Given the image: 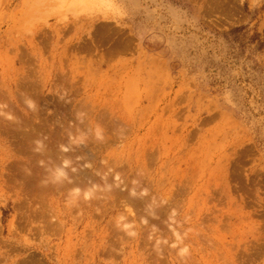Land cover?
<instances>
[{
    "label": "rangeland",
    "instance_id": "374dc122",
    "mask_svg": "<svg viewBox=\"0 0 264 264\" xmlns=\"http://www.w3.org/2000/svg\"><path fill=\"white\" fill-rule=\"evenodd\" d=\"M0 264H264V0H0Z\"/></svg>",
    "mask_w": 264,
    "mask_h": 264
},
{
    "label": "bare ground",
    "instance_id": "6f19581e",
    "mask_svg": "<svg viewBox=\"0 0 264 264\" xmlns=\"http://www.w3.org/2000/svg\"><path fill=\"white\" fill-rule=\"evenodd\" d=\"M60 158V157H59Z\"/></svg>",
    "mask_w": 264,
    "mask_h": 264
}]
</instances>
